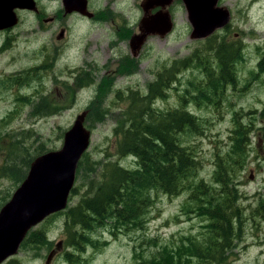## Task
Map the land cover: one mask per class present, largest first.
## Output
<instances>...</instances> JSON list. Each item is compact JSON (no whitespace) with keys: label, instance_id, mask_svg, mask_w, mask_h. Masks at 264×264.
I'll return each mask as SVG.
<instances>
[{"label":"rangeland","instance_id":"obj_1","mask_svg":"<svg viewBox=\"0 0 264 264\" xmlns=\"http://www.w3.org/2000/svg\"><path fill=\"white\" fill-rule=\"evenodd\" d=\"M36 1L40 13L18 10L20 22L13 28V34L17 37L12 48L0 56V76L5 78L7 74H23L44 63L45 68L42 78L31 86L25 87L19 83V86L8 87L7 91L0 90V131L3 135L22 132L27 138L26 145L32 147L42 143L46 149L56 150L63 145L66 131L78 116L87 110L91 112L93 106L99 119L103 116L104 119L91 125L88 120L90 113L87 116L86 126L92 130L88 150L90 157L104 162L119 161L124 168L133 169L137 164L135 157L117 154L115 117L128 107L127 100L118 99V95L127 94L131 89L145 94L148 83L156 79L157 72L163 69L164 64L186 58L194 48L204 43V38H191L193 26L189 21L188 6L187 10L180 2L169 6L174 22L173 31L165 37L149 35L142 50L137 53L140 61L137 67L135 59L132 63L126 57L119 61L120 56L131 55V49L129 40L119 39L118 31L122 27L139 31V21L143 16L142 0H118L114 11L119 15L105 8L107 0H90L91 12L110 13L106 20L87 18L78 12L66 14L62 0ZM223 4L230 7L232 23L228 34L221 31L220 36L244 47L243 62L237 68L238 89L227 86L221 98L224 103L216 106L190 105L191 111L208 119L211 124L205 132L181 135L184 144L194 147L200 159L197 179L203 178L208 182L213 178L214 153L225 154L229 148L234 112L238 111L240 118L246 122L255 116L256 124L264 125L257 117L264 110V75L254 78V73L259 70L258 63L264 56V0H225ZM158 8L163 7L158 5L155 10ZM51 17L52 21L49 20ZM63 28L65 35L60 37ZM133 36L131 33V39ZM22 69L25 70L20 72ZM133 71L136 72L129 75ZM83 73L93 85L80 90L81 83L75 82V78ZM190 75L189 69L182 72L181 85H177L180 91L170 90V95L158 99L155 106L166 110L179 108V93L185 95L184 88ZM101 86L106 91L99 100ZM19 93L20 97L30 96L31 101H20L17 99ZM42 101L45 102L44 109L41 108ZM45 113L55 114L44 116ZM250 138L253 143L249 161L233 185H238L248 214L264 200V142L254 134ZM83 175L81 171L76 186L82 180L86 186L77 195L71 196L68 208L78 203L94 179L93 173L88 179H82ZM13 183L12 179L0 178L1 195L7 192L13 194L16 189ZM184 193L173 197L159 194L141 230L113 236L111 227L98 229L94 237L107 242L101 248L91 245L77 248L67 244L66 214L58 213L28 232L43 229L52 242L51 247L37 251L28 245L21 246L19 253L6 259L3 264H10L13 258L21 264H45L54 250L56 255L52 264H68L66 254L80 257L75 264H147L150 254L158 251L162 245L176 244L182 233L201 236L198 234L206 222L182 213ZM247 221V227L244 226L241 239L234 245L228 264H264V217L253 214Z\"/></svg>","mask_w":264,"mask_h":264},{"label":"trees","instance_id":"obj_2","mask_svg":"<svg viewBox=\"0 0 264 264\" xmlns=\"http://www.w3.org/2000/svg\"><path fill=\"white\" fill-rule=\"evenodd\" d=\"M225 31L228 34V29ZM243 54L244 47L234 45L218 32L194 48L186 58L164 64L163 69L157 72L156 79L148 83L145 94L131 89L127 94L118 95V99L127 100L128 107L115 117L117 154L135 157L137 164L133 169H127L119 161H98L91 158L89 152L84 153L77 170V179L81 171L84 172L82 179H88L91 173L94 179L78 203L64 211L67 244L77 248H84V245L101 248L107 242L94 237L98 229L111 227L113 236L141 230L159 194L173 197L185 192L182 213L206 222L198 234L201 236L182 233L176 244L162 245L158 251L150 254L147 264L229 263V251H232L233 243L242 237L241 226L250 215L264 217V200L248 214L238 185L233 186L249 161L253 143L250 135L254 134V137L264 142V125L256 124L255 116L246 122L240 118L238 111L234 112L229 148L225 154L214 153L211 182L197 179L200 159L194 147L184 144L181 135L198 134L209 128V120L191 111L189 106L196 104L198 107H208L224 103L221 98L225 88L232 85L234 90L238 89L237 68L243 62ZM125 57L131 63L134 61L128 55ZM44 68L45 63L27 70V73L18 74L22 78H12V81L21 86H31L42 78ZM258 68L254 78L264 75V56ZM188 69L191 75L184 88L185 95L179 93L180 107L169 110L157 108L156 101L168 97L170 90L180 91L177 88V85H181L180 75ZM81 79L83 83L77 80L81 86L90 83L86 74ZM104 91L106 88L101 86L99 100ZM70 94L72 96V92ZM29 98L28 95L17 96L20 101L30 102ZM40 104L44 109L45 102ZM257 117L261 123L264 122V110ZM103 119L104 116L99 119L92 106L88 116L90 124ZM26 139L22 132H7L3 135L0 131V178L12 179L16 188L27 176L33 160L50 151L42 143L32 147L26 145ZM85 186L82 180L79 186H75L72 195H77ZM11 196V192L4 196L0 192V208ZM247 224L248 221L245 227ZM24 245L40 251L51 247L52 242L43 229H35L25 238L22 247ZM66 258L75 264L80 257L66 254ZM10 264L21 262L13 259Z\"/></svg>","mask_w":264,"mask_h":264},{"label":"water","instance_id":"obj_3","mask_svg":"<svg viewBox=\"0 0 264 264\" xmlns=\"http://www.w3.org/2000/svg\"><path fill=\"white\" fill-rule=\"evenodd\" d=\"M188 17L192 23V39L209 37L218 28L229 24L228 10L217 6L218 0H186ZM66 14L78 12L88 17V0H62ZM173 0H144L145 17L140 23V34L131 39L135 54L149 35L166 36L173 29L172 15L167 8ZM160 5L158 12L151 10ZM17 9L39 12L36 0H0V30L11 29L19 23ZM164 9V10H162ZM49 20H53L50 18ZM64 31L61 30L60 37ZM87 111L66 131L61 148L39 155L32 163L24 181L11 199L0 210V264L16 255L28 232L48 216L65 210L76 181V173L83 154L89 149L92 132L86 127ZM55 250L50 252V264Z\"/></svg>","mask_w":264,"mask_h":264},{"label":"flooded vegetation","instance_id":"obj_4","mask_svg":"<svg viewBox=\"0 0 264 264\" xmlns=\"http://www.w3.org/2000/svg\"><path fill=\"white\" fill-rule=\"evenodd\" d=\"M144 0H142V2H143ZM117 2H118V0H107L106 1V6H105V8L107 9V10H109L111 13H113L114 15H119V14H117L115 11H114V9L116 8V4H117ZM142 2H141V6H142V8H143V5H142ZM178 2H180L181 4H182V6H184L185 8H186V10H187V1L186 0H175L173 3H172V5L171 6H173L174 4H176V3H178ZM213 0L211 1V3L213 4ZM225 2V0H218V4H217V6H220V7H222L223 9H226V10H228L229 11V13L231 12V10L229 9L230 7L229 6H227V5H224L223 3ZM89 3H90V0H89ZM89 9H90V6H89ZM161 8H158L157 10H155V7L151 10V14H154V13H156V12H158L159 10H160ZM36 13H39V12H36ZM73 13V12H72ZM85 16V15H84ZM122 16V15H121ZM87 18H94L95 20H106V19H108L109 17H110V13L109 12H106V11H101V12H97L96 14L94 13V16L93 17H88V16H86ZM145 17V10H144V8H143V16L141 17V19H140V21H139V26H140V23H141V21H142V19ZM231 23H232V13H231V20H230V22H229V24L228 25H226L225 26V28L223 29V30H221V31H225V30H227V29H229L230 28V26H231ZM139 28V27H138ZM63 31H64V33H63V36L65 35V29H62ZM128 30V31H127ZM130 30H133L134 31V29H130V28H128V27H122L121 28V30L120 31H118V34H119V39H127V40H129V45H130V49H131V55H133V56H131V55H128V54H124V55H122V56H120V59H119V61H121L122 60V58H124L125 56H130L131 58H133V59H135V62H136V65H137V67H139V63H140V61L138 60V55L137 54H135V52H134V50L132 49V46H131V33H133L134 35L135 34H140V30L138 31V32H133V31H130ZM125 31H127V32H125ZM221 31L219 32V33H221ZM125 32V33H124ZM127 34H128V36H127ZM17 36L15 35V34H13V28H11V29H7V30H3V31H0V56L2 55V54H4L6 51H8V50H10L11 48H12V46H13V40L16 38ZM144 45H145V43H144ZM143 45V46H144ZM143 46H142V48H143ZM142 48H140V49H138V51H137V53L138 52H140L141 50H142ZM47 58V57H46ZM45 58V59H46ZM44 59V60H45ZM129 59V58H128ZM25 70V69H24ZM23 69L22 70H20V72L21 71H24ZM27 72V71H26ZM136 71H133V72H131V73H129V75H131V74H133V73H135ZM85 75V73H83L81 76H78V74H77V76H76V78H75V82H78L77 80L79 79L80 80V82L81 83H83L82 82V76H84ZM15 77H18V78H15ZM12 78H14V79H21L22 78V76L21 75H18V74H15L14 76H11L10 74H7V77H5V78H3L2 76H0V90H2V89H5V91H7V88L8 87H15V86H19V83H15V82H13L12 81ZM92 83H89V84H84V85H82L81 87H87V86H90ZM4 87H6V88H4ZM19 96H20V93H19ZM245 211H248L247 209L245 210ZM246 223H247V220L245 221V223L241 226L242 227V231H243V229H244V226L246 225ZM238 241V240H237ZM234 245L236 244V242H234L233 243ZM233 249H234V247L232 248V251H229V253H233ZM54 258H55V256H54ZM54 258L52 259V261L54 260ZM52 261H51V263L50 264H52ZM66 261H67V263L68 264H71V262L68 260V259H66Z\"/></svg>","mask_w":264,"mask_h":264},{"label":"bare ground","instance_id":"obj_5","mask_svg":"<svg viewBox=\"0 0 264 264\" xmlns=\"http://www.w3.org/2000/svg\"><path fill=\"white\" fill-rule=\"evenodd\" d=\"M36 158H37V157H36ZM36 158H35V159H36ZM35 159H34V160H35ZM34 160H33V161H34Z\"/></svg>","mask_w":264,"mask_h":264}]
</instances>
